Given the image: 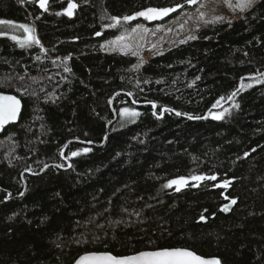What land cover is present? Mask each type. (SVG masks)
Masks as SVG:
<instances>
[{"label": "trees", "instance_id": "obj_1", "mask_svg": "<svg viewBox=\"0 0 264 264\" xmlns=\"http://www.w3.org/2000/svg\"><path fill=\"white\" fill-rule=\"evenodd\" d=\"M200 2L124 22L185 0H49L48 11L39 0H0V19L34 27L43 46L21 48L0 25V92L23 101L19 122L0 132V264L165 248L264 264V0L150 59L105 49ZM112 17L121 24L109 27ZM241 83L251 87L237 91ZM124 107L141 115L125 122ZM163 108L175 111L160 118ZM196 175L217 179L165 186Z\"/></svg>", "mask_w": 264, "mask_h": 264}, {"label": "snow or ice", "instance_id": "obj_2", "mask_svg": "<svg viewBox=\"0 0 264 264\" xmlns=\"http://www.w3.org/2000/svg\"><path fill=\"white\" fill-rule=\"evenodd\" d=\"M48 2L49 0H39V6L44 11H48ZM200 2V0H185V3L176 4L174 7H148L145 10L136 12L134 15L130 16H124L122 19L124 22H130L132 20H135L139 17H143L145 20L148 21H155V20H163L165 17L169 16L172 13L177 12L179 9H182L185 7V4L188 5H197ZM226 3H228L229 7H233L231 0H225ZM251 0H243L242 3L236 5V7H240L241 9L246 8L250 5ZM203 6V5H201ZM78 5L74 2H69L68 6L66 8V14L71 16L73 14V10L76 9ZM197 12L201 18L204 17V13L197 8ZM58 15L60 13H57ZM188 15V14H185ZM113 21H115L114 24H110L109 27H117L121 24V18L118 17H112ZM222 17H218L217 20H222ZM207 22H216V21H206ZM0 25L10 26L12 28H18L22 29L23 32L26 34L23 38L12 35L11 39L16 41L21 48L31 47L33 45H41V41L36 35V29L34 27H30L28 24H16L11 20H2L0 19ZM184 25L181 24V28H183ZM171 31V29H169ZM127 32V30H126ZM151 30L144 25L140 24L137 25L135 28L131 29V33L139 35L141 39L144 38V34L150 33ZM5 32H0V35H6ZM96 35H101V33H97ZM197 37L195 35H192L189 37V39H196ZM132 36L122 34L120 36H117L115 40H110L107 42L108 45L114 46L115 48L119 49L120 51L125 52V54L130 53L133 56L138 55V51L135 50L133 47V44L131 43ZM183 42V41H182ZM41 47H43L41 45ZM155 47V45H153ZM37 60L40 59L39 56L36 57ZM136 67H140V65H136ZM65 71H71L70 68L65 67ZM264 75V74H262ZM23 79V78H21ZM264 82V81H261ZM241 88L245 87H251V85H244L241 83ZM17 91H20V89H17ZM239 91V89L237 90ZM131 95V93H129ZM236 92L232 93V96H235ZM223 99V97H221ZM220 105V100H217L216 104L213 105V107H218ZM153 108L156 107L155 103H153ZM237 108L239 105H235ZM21 100L17 98L15 95H5L0 94V130H3L4 126L10 122H14L19 117V114L21 112ZM165 112H172L175 111L173 109L164 108ZM227 111V110H225ZM155 115V113H153ZM177 116L182 115L180 112H175ZM122 115L128 118L129 120H132L133 122L137 117L141 115L138 111L132 109V108H124L122 110ZM188 115V114H183ZM213 119H223L224 113H211ZM189 119H201L202 117H192L191 115H188ZM206 118V117H203ZM84 153H87L90 151V149L85 148L82 150ZM80 152H72V156H78L80 155ZM71 166V165H69ZM189 178L185 177H179L177 179H173L168 182L166 187H172L173 185L176 186V190L179 191L181 187L185 186L188 183ZM192 180L195 181H202L205 179L208 180H216V176H193L191 177ZM225 187L227 184L224 185ZM236 201L233 199L232 204H235ZM223 211H228L229 207L226 205L223 209ZM201 219L203 220L204 217L202 216ZM77 264H221L219 259L213 258V259H206L204 257H201L197 253L184 248H172V249H159L154 251H141L135 255L130 256H117L113 255L112 253L104 252V253H91L85 256H82L79 261H77Z\"/></svg>", "mask_w": 264, "mask_h": 264}, {"label": "rangeland", "instance_id": "obj_3", "mask_svg": "<svg viewBox=\"0 0 264 264\" xmlns=\"http://www.w3.org/2000/svg\"><path fill=\"white\" fill-rule=\"evenodd\" d=\"M242 2L243 0H231L233 7H229L228 3H226L225 0H202L196 8L182 12L178 17L174 18L173 20H170L165 24L157 23L152 26L144 25L145 27L149 28L151 32L148 34H144L143 39H141L137 34H133V33L130 34L132 36L131 43L133 44L135 50L138 51L139 53L136 56L143 59H150L175 46L193 40V39H189V37L192 35L196 36L197 30L213 23V22L206 23V21H219L217 20L218 17H222L223 19L231 20V21L236 20L247 9L254 6L258 2V0H251L250 5L243 9H241L240 7H236V5ZM197 8H199V10L205 14L203 18L199 16L197 12ZM156 21H160V20H155L151 22H156ZM181 24L184 25L183 28H181ZM6 27H8L9 34L11 35L18 34L22 36L21 38H23L26 35L22 29L12 28L10 26H6ZM169 29H171V31H169ZM153 45H155V47H153ZM33 46L39 48V45H33ZM105 49L108 52L125 53L115 48L114 46L108 45L107 43L105 44ZM124 108H130V107H124ZM124 108L120 109V114L122 120L127 122L130 120L122 115V110ZM200 182L201 181L192 180L190 177L188 179V183L185 186L181 187L180 189H183L190 184L199 185ZM173 187L176 188L175 185H173Z\"/></svg>", "mask_w": 264, "mask_h": 264}, {"label": "water", "instance_id": "obj_4", "mask_svg": "<svg viewBox=\"0 0 264 264\" xmlns=\"http://www.w3.org/2000/svg\"><path fill=\"white\" fill-rule=\"evenodd\" d=\"M241 86V85H240ZM242 88L241 87H239V90H241ZM0 94H5V95H15V94H12V93H5V92H0ZM15 96H17V95H15ZM234 96H231L230 98H229V100L224 104V105H226V104H228L230 101H231V99L233 98ZM17 98L18 99H20L21 100V105H22V107H21V112H20V114H19V117L17 118V120L16 121H14V122H10V123H8V124H6L5 126H4V128H6L7 126H9V125H12V124H16V123H18L19 122V120H20V116H21V113H22V111H23V101H22V99L19 97V96H17ZM156 105V104H155ZM224 105H220V106H218L217 108H216V110H220L221 108H223V106ZM156 110H157V106L154 108V113H156ZM164 113H165V111H164V108L162 109V113H161V115H160V118H162L163 117V115H164ZM116 120V119H115ZM4 128H3V130H4ZM3 130H0V132H2ZM107 134H108V132H107ZM106 139H107V136L105 137V139H104V141H106ZM88 145H92V143H87ZM65 150L66 149H64L63 151H62V155H64L65 154ZM69 165H71V163H69ZM68 165V168H70L71 166H69ZM167 249H172V248H167ZM184 249H189V248H184ZM157 250H159V249H157ZM189 250H191V251H193L192 249H189ZM149 251H154V250H149ZM193 252H195V251H193ZM91 253H104V252H89V253H85V254H83V255H81L75 262H74V264H77V261H79V259L82 257V256H85V255H88V254H91ZM108 253H111V252H108ZM196 253V252H195ZM113 254V253H112ZM137 254V253H136ZM198 254V253H197ZM113 255H115V254H113ZM133 255H135V254H133ZM198 255H200V254H198ZM128 256H130V255H128ZM201 257H204V258H206V259H213V258H216V259H219V258H217V257H205V256H202V255H200ZM219 261L221 262V260L219 259ZM222 264V263H221Z\"/></svg>", "mask_w": 264, "mask_h": 264}]
</instances>
